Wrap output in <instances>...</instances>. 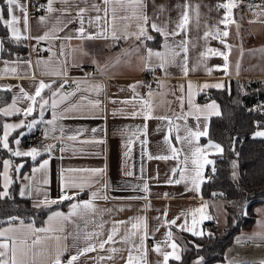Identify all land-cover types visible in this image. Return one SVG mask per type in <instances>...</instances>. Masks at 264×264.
I'll return each instance as SVG.
<instances>
[{"label": "snow or ice", "instance_id": "1", "mask_svg": "<svg viewBox=\"0 0 264 264\" xmlns=\"http://www.w3.org/2000/svg\"><path fill=\"white\" fill-rule=\"evenodd\" d=\"M5 7H0V24L10 32V38L13 42L19 43L21 40H36L37 43L41 41L52 42L60 40L63 43L60 45L59 52L54 51L51 46L43 51L51 53L49 59H43L37 55L35 66L40 68L41 76H49L59 78L60 83L58 87H53L57 84V79H52L46 82L44 79L36 80V73L32 71V59H16L14 61H3L5 67L2 75H15L19 76L18 71L21 64L25 65L28 69L24 73L30 76L34 81V92L29 93L23 87H20V94L13 99L12 103L5 107H0V115L4 117H11L15 115H23L25 118L32 116L34 112L39 109V119H33L27 125L24 120L19 123H4L3 135L0 136V146L6 149L12 157H31L33 161L40 156L41 150L38 148H31L30 150H21L19 148L20 140L15 139L14 143L17 146L15 149L10 147L9 136L17 129L27 127L29 130L35 128L40 123H45L50 127L45 131L47 138L50 133H55L58 128V121L70 118H95L90 112H85V109H100L102 101L98 98L106 88L103 81H96L89 79L95 75L105 77L109 75V69L114 68L120 64H124L134 71L148 72L155 76L157 70H160L162 76L155 77L156 87L159 91L154 90L152 84L145 83L141 80H136L134 83L128 85V88L134 94L130 99L119 101L124 106H131L134 110L130 113L131 116H142L145 121L150 119H159L166 121L168 125V136L165 142L169 145L171 156H157L152 157L149 155L148 159H178L179 152L175 146L172 145V134L175 132V140L180 141L182 144L188 146L191 156L185 155L184 159L180 161L184 167L182 169L174 168L173 175L180 171L179 179L169 180V183L179 184L181 182L191 180L192 188L199 192L200 185L204 183V169L207 165H213L212 171L215 172V161L208 159V155L214 150L217 154L224 153V147L217 142L208 140L205 146L199 144L201 137L209 136L208 125L212 117H223L224 113L221 111V106L212 100L210 103L200 105L194 102L196 96L195 88L199 87L201 91L205 89H223L224 83H204L202 85H194L191 81L187 83V91L185 85H179V91L182 95L177 96L176 100L179 102L181 112L179 114L173 113L169 115H154L156 108L161 106L170 105L171 101L166 99L167 95H175V92H166L164 89L168 88L166 78L171 75L169 69L171 67L180 68L182 74L187 77L190 71H196L201 65H204L205 71L211 75L214 70L223 71L229 74V53L231 52V45L226 44L225 38L229 36V26L235 25L239 31L240 24L234 17V9L240 7L243 0H223L217 3L214 9L209 8V11L215 10L219 12L224 10L221 18L216 24H210L205 14L201 12V3H193V0H184L182 4H177L175 7L178 9V16L172 19L168 7L164 3H156V0H45L44 3L39 5V10L44 14L38 17L41 25L45 26L47 30L41 35L32 36L29 26V13L28 7L22 0H3ZM59 5V7H57ZM154 10V15H149V6ZM256 8L259 11L254 13L257 16H264V4L249 5V8ZM17 12L22 15H18ZM7 13V17L5 16ZM163 16L164 19H160ZM155 17V18H154ZM21 20H23L24 31L20 28ZM159 21V22H158ZM256 21H250L255 23ZM264 23V21H260ZM72 25H76L75 28ZM220 25H223L221 29ZM201 27L204 28L203 39L205 42L208 39H218L221 44L225 45L227 51H220L213 48H207L200 52L199 59L191 69L189 68V52L190 48H195L196 41L192 38L191 32L193 30L199 32ZM27 32L28 34H24ZM64 33V35H60ZM162 37V42L159 48L147 46V41H155L156 35ZM179 37V39H177ZM7 37L0 38V53L5 51L4 40ZM79 41L76 46L72 45V41ZM129 40L138 42L130 45L128 48L121 50L114 58H109L101 64L84 46L85 42L89 41H105L109 42L106 46L114 47L119 45L121 41L127 42ZM143 48V51L141 49ZM36 50V49H34ZM209 54L222 57L224 64L217 66L215 69L208 68L205 60ZM90 57V62L96 65V73H86L85 77L80 80H75V88L71 92H64L65 85L68 84V68L81 67L83 58ZM126 58V59H123ZM132 57L136 58L133 62ZM240 65L236 64V72L239 74ZM146 88L145 96H141L137 89ZM6 90H11L10 88ZM45 90H50V96L45 98L43 93ZM186 91V95H184ZM78 93L95 94L96 99H90L89 95H80L79 100L73 101L72 98L76 97ZM159 97V104L155 101ZM24 99L29 101V105L25 109L17 106L19 100ZM185 100H187L188 111H183L185 107ZM51 102L52 118L44 120V110ZM115 104L118 101L111 100ZM237 103L239 101H236ZM139 104V110L136 105ZM66 105V106H64ZM63 106V107H62ZM61 108L57 112L56 109ZM256 111H264V105H260ZM252 111V109H249ZM114 116L118 114H125L124 108L115 109L112 113ZM189 117H193L196 125L195 128L187 124ZM174 121H183V125L175 123ZM203 121V125H201ZM256 130L252 133L253 138H264V122H255ZM183 128L184 135L181 136L180 132ZM143 130L146 134L147 123L144 124ZM93 132L96 129L92 130ZM60 139L63 138L64 128L59 127ZM132 135H136L133 133ZM54 139L57 137L53 136ZM69 140H76V135L68 136ZM103 143L104 141H98ZM142 143H146L142 142ZM235 138H233V144ZM56 146L48 144L45 146L44 151L51 153ZM64 149L62 148L61 151ZM235 151V148H232ZM239 156V153H235ZM125 155H128L126 152ZM189 160L192 165V174L186 176L185 172L188 171ZM231 177L233 181H239V164L237 161L232 162ZM23 165H14L11 159L3 160V172L0 176L3 177V190L0 191V200L11 199L9 188L14 182L10 171L19 168ZM49 168V160H44L38 167L33 168V173L44 172L47 176ZM68 173V175H65ZM106 173L105 168H69L61 170V195L54 200L48 198L45 194L43 200L34 204V207L50 206L52 204L63 203L70 201V210L67 213L54 212L48 217L47 226L36 227L33 223L25 224L19 217H9L8 226L0 228V264H79L81 257L88 258L89 253L97 252L98 250H105L106 245H115L122 243L127 245L126 249L117 248L115 246L109 247L107 250L110 253L108 256H99L97 264L116 259V254L122 251H127V256L120 258L125 261V264H150L148 260L149 248L146 244L149 238L148 223L146 217L132 218L129 221H114L109 233L104 239V224L97 225L99 231H88V225L93 223V217L100 214V210L95 201L104 199L107 200L108 196L101 195V191H92L91 199L78 200L80 193L86 188H92L95 184L100 183V178H103ZM80 174V175H77ZM87 174V175H83ZM132 175L131 172L127 173ZM25 179H34V177H25ZM42 183L47 185L49 180L45 178ZM29 185H25V189ZM108 184L101 185V190L105 191ZM37 192L41 191L40 187H36ZM74 190V191H73ZM144 190H148L147 184L144 185ZM20 196H25L26 191H21ZM213 195L223 196L224 193H213ZM30 198V196H29ZM234 207L238 208L240 215L247 216V211L243 203L237 201H229ZM209 205L205 202L201 207L190 211L191 224H189L187 217L184 218L183 223L177 224V221L184 216H177L171 221H165L169 226L166 233V238L162 242H158L151 249L156 253L160 260L156 264H169L170 260L182 261L181 246L176 242L171 226L178 227L181 231L189 232L194 237H203L206 234L211 236V233H205L198 228V225L204 220H213L214 217L207 214ZM264 211V210H258ZM199 214V219L197 215ZM82 221L84 229L80 227ZM219 222V221H217ZM123 235H121V227L128 225ZM227 223V216L225 217ZM73 226L72 231L67 230V225ZM259 230H254L252 234L241 233L240 236L235 238L236 245L245 246L249 244H256L258 247L264 246V220L259 221L257 224ZM158 230V229H157ZM81 231L83 235L81 236ZM120 237L117 241L116 237ZM138 237V242H137ZM72 239L73 243L69 246L66 241ZM84 242V246H80V241ZM95 241V242H93ZM199 249L200 245H195ZM71 248H75V254H72ZM170 249V251L166 250ZM68 254V259L65 261L63 257ZM193 264H204V257H198ZM227 264H264V258L253 261H245L243 258L232 257L227 260Z\"/></svg>", "mask_w": 264, "mask_h": 264}, {"label": "crops", "instance_id": "2", "mask_svg": "<svg viewBox=\"0 0 264 264\" xmlns=\"http://www.w3.org/2000/svg\"><path fill=\"white\" fill-rule=\"evenodd\" d=\"M31 0H22L28 7ZM45 2V0H43ZM184 0H156V3H164L172 19H176L178 16V9H176L177 4H182ZM223 2V0H193V3H201V12L205 14L210 24H216V22L223 15L224 10L219 12L212 10L217 3ZM264 4V0H257L255 5ZM5 4L3 0H0V7ZM6 6V5H5ZM59 7V5H57ZM149 15H154V10L149 6ZM259 10L256 8L249 9L246 13H243L240 8L234 9V17L240 24L239 31H237L235 25H230L229 36L225 38L226 44L231 45V52L229 53V74H225L223 71L214 70L211 75L205 71L204 65H201L196 71H190L189 75L185 77L180 68L171 67L169 72L170 76L166 78L168 88L163 91L175 92V95H167L166 99L171 101L170 105L157 107L154 115H169L172 116L173 113L179 114L181 109L179 107V102L176 100L177 96L182 95L179 91V85L184 84L185 90L187 91V83L191 81L194 85H202L204 83H224L225 87L228 86L229 81L232 78H260L264 79V16H257L254 13ZM18 15H22L17 12ZM44 14L43 12H31L29 13V26L31 29V35L37 36L43 34L45 26L41 25L38 21V17ZM6 18L7 13H5ZM155 18V17H154ZM160 19H164L163 16ZM250 21H256L255 23H250ZM159 22V21H158ZM73 28L76 25H72ZM223 29V25H220ZM20 28L22 32L24 31L23 20H21ZM204 28L201 27L200 31L197 32L193 30L191 32L192 38L196 41V47L190 48L189 52V68L191 69L196 65L200 52L206 50L207 48H213L220 51H227L225 45L221 44L218 39L209 38L207 42L199 37L203 36ZM24 34H28L25 32ZM156 35L155 33H152ZM9 40L5 41V51L0 53V73L3 72L5 67L3 61H14L18 58L20 59H32L33 67L32 71L36 73V80L44 79L46 82L52 79H57V84L53 87H58L60 83L59 78L41 76L40 68L35 66V61L37 55L43 59H49L51 56L50 52L35 53L32 57L27 54L18 57L17 54L21 51H25L28 47H37L39 43L46 45V48L51 46L54 51L59 52L60 45L63 43L60 40L46 42L41 41L37 43L36 40H21L19 43H15L10 38V32H8ZM64 35V33H60ZM157 36V35H156ZM0 38L3 36L0 35ZM179 39V37H177ZM152 41H147L146 44L149 47L159 48L160 44L151 43ZM160 42H162V37ZM80 42L72 41V45L76 46ZM109 42L105 41H89L85 42V47L91 54V57H95L101 64L109 60V58H114L117 54L121 53V50L128 48L130 45H134L138 42L129 40L127 42L121 41L119 45L114 47L106 46ZM143 51V48L141 49ZM126 59L122 57V60ZM133 62H136V58L132 57ZM239 63L240 70L239 74L236 72V64ZM205 64L208 68L215 69L217 66H222L224 60L222 57L209 54L205 60ZM86 67H90L87 70ZM18 71L19 76L15 75H2L0 74V107L8 106L12 103L13 99L20 94V87H23L25 91L29 93L34 92V81L30 76L24 75L28 71L27 67L23 64L20 65ZM109 75L101 77L100 75H95L89 77L96 81H103L106 85L105 91L98 97L102 103L100 109H85V112H90L95 118H70L58 121V128L55 133H50L48 135V144H54L56 147L49 154L44 150L41 151V155L37 157L35 161L31 157H12L11 154L2 148V153L0 154V172H3V160L11 159L14 165H23L16 171L13 168L10 171L13 181H17L19 191H26V196H30L32 201L36 204L43 200L44 195L47 194L48 198L51 200L57 199L61 195V170L69 168H105L106 173L103 178H100V183L95 184L92 188L84 189L78 200H88L91 199L92 191H101V195H107L108 199H100L95 201L100 214L93 217V223L88 225V231H99L97 225L100 223L104 224V236L100 239H104L105 236L111 230L114 221H129L131 223L132 218L135 217H146L148 223V232L150 242L146 241L149 248L148 260L150 264H156L158 260L161 259L156 253L152 252L151 249L158 242H162L166 238V233L169 230V226L165 221H171L177 216H181V219L177 221V224L183 223L185 217H187L189 224H191L190 211L201 207L205 202L208 203L209 207L206 210L208 215L214 217V220L218 224H222L226 217V207L225 200L217 195L206 196L202 191L203 183L200 185L199 192L190 190L192 188L191 180L181 182L179 184L169 183V180L179 179L180 171L178 170L175 175H173L172 170L174 168L182 169L184 166L180 164V161L184 159L185 155L191 156L189 148L187 145L182 144L180 141L175 140V132L172 134V145L175 146L179 152L178 159H148L149 155L152 157L157 156H171V151L169 145L165 142L168 136V125L166 121H161L159 119H150L145 121L142 116L133 117L130 113L134 110L131 106H124L119 103V101L124 99H130L134 95L132 91L128 88V85L134 83L136 80L144 81L145 83L152 84L153 89L157 90L156 79L150 81L149 78H144L148 72H138L134 71L132 68L127 67L123 63L110 68ZM96 65L90 62V57L83 58V63L81 67H69L68 68V84L65 85L63 89L64 92H71L75 88L73 81L80 80L85 77L86 73H96ZM160 78L165 79L160 71ZM224 87V88H225ZM10 88L11 90H6ZM215 89V88H212ZM211 89H205L201 91L199 87L195 88L194 91L197 93L194 97V102L200 105L210 103L215 100L219 105L220 102L211 96H208ZM141 96H145L147 89L139 88L137 89ZM186 91L184 95H186ZM5 93L9 94L6 100H3ZM45 98L50 96V90H45L43 93ZM80 95H89L90 99H96L95 94L88 93H78L76 97L72 100H79ZM202 95H206L202 99ZM116 100L117 103L113 104L110 101ZM262 101L263 100H257ZM29 101L21 99L18 101L17 106L21 109L27 108ZM156 104H159V97H157ZM264 104V102H263ZM66 106V105H64ZM221 106V105H220ZM63 107V106H62ZM124 108L125 114L113 115L115 109ZM139 110V104L136 105V109ZM187 100H185V107L183 111H188ZM52 107L51 102L45 107L44 119L50 120L52 118ZM57 112L61 111V108L56 109ZM39 109L25 118L23 115H15L11 117H4L0 115V136L3 135V124L4 123H19L20 120H24L25 125H27L31 120L39 119L38 115ZM175 123H180L183 125V121H174ZM147 123V132L145 134L143 130L144 124ZM187 124L195 128L196 122L193 117H189ZM203 125V121H201ZM64 128L63 138L60 139L59 127ZM50 126L46 124V130ZM210 127V122L208 129ZM35 128L29 130L27 127L17 129L9 136L10 147L15 149L17 146L14 143L15 139L20 140L19 148L21 150H30L25 145V137L34 130ZM96 129L95 132L92 130ZM136 133V135H132ZM76 135V140H69L67 137ZM180 135H184L183 128L181 129ZM53 136L57 137L56 139ZM104 141L99 143L98 141ZM209 138L201 137L199 144L205 146ZM214 142H217L211 139ZM146 143H142L145 142ZM219 143V142H217ZM2 147V146H1ZM64 149L61 151V149ZM128 155H125V153ZM217 154L214 150L208 155V159L213 160V155ZM49 160V168L47 176L44 172L33 173L32 169L39 166L44 160ZM215 167V165H214ZM213 165H207L204 169V177L207 180V173ZM131 172L132 175L127 173ZM192 174V165L189 160L188 171L185 172L186 176ZM68 175V173H65ZM80 175V174H77ZM87 175V174H83ZM25 177H34V179H25ZM47 178L49 183L44 185L42 181ZM13 182V183H14ZM11 184L9 192L13 185ZM104 183L108 184V188L105 191L101 190V185ZM147 184L148 190H144V185ZM25 185H29V188L25 189ZM40 187L41 191L37 192L36 187ZM3 190V177L0 176V191ZM74 191V190H73ZM70 201L66 203L65 208H58L49 212L44 222L41 225L35 224L31 220L22 219L25 224L33 223L36 227L47 226L48 217L54 212H64L67 213L70 210ZM256 219L248 227H244L238 234H236L231 242L227 245L224 251V257L222 259H217L211 261L209 264H227V260L232 257L243 258L245 261H253L264 258V246L258 247L256 244H249L245 246H239L235 243V238L240 236L241 233L252 234L254 230H259L257 224L259 221L264 220V203L256 206ZM199 219V214L197 215ZM198 225V228L202 231L205 230V222ZM80 227L83 230L84 224L82 221H78ZM128 225L121 227V235H123L128 227ZM8 226V222L0 225V228ZM158 229V230H157ZM67 230L72 231L73 226L71 224L67 225ZM171 230L174 234L176 242L184 248V242L181 238V231L176 226H171ZM83 231H81V236ZM117 241L120 237H116ZM95 242V241H93ZM138 242V237H137ZM66 243L71 246L73 241L69 238ZM80 246H84V242L80 241ZM115 246L117 248L126 249L128 246L122 243H116L115 245H106L105 250H98L97 252L89 253L88 258L81 257L79 264H97L99 256H108V248ZM72 254H75L76 249H70ZM170 251V249H166ZM182 254V253H181ZM127 256V251H122L116 254V259L113 261H103L100 264H125V261L120 257ZM198 257L195 258V260ZM63 259L66 261L68 259V254L66 253ZM194 260V261H195Z\"/></svg>", "mask_w": 264, "mask_h": 264}, {"label": "trees", "instance_id": "3", "mask_svg": "<svg viewBox=\"0 0 264 264\" xmlns=\"http://www.w3.org/2000/svg\"><path fill=\"white\" fill-rule=\"evenodd\" d=\"M3 7L6 8L4 5ZM0 35L9 40L8 31L0 24ZM160 36L151 43L159 45ZM208 96L216 98L221 105L223 117H212L209 136L207 138L219 142L224 147V153L213 155L215 169L212 176L203 183L202 191L206 196L213 193H224L227 223L218 224L214 219L205 222V235L194 237L189 232H182L184 242L182 261L170 260L169 264H193L196 257H204V264L222 259L227 245L244 227L250 226L256 219V206L264 203V138H253L256 130L255 122H264V112L253 109L257 100L264 102V79L232 78L227 87L211 89ZM9 97L5 93L3 100ZM206 95H202L204 99ZM236 101H239L238 103ZM252 109V111H249ZM233 138L235 143L233 144ZM235 148V151L232 148ZM235 153H239L237 157ZM239 164V181L231 177L232 162ZM17 181L13 183L11 199L0 200V225L8 222L9 217L31 220L41 225L46 215L52 210L65 208L68 201L50 206L34 207L29 196H20ZM229 201L243 203L247 216L240 215ZM201 247L197 249L195 245Z\"/></svg>", "mask_w": 264, "mask_h": 264}, {"label": "built area", "instance_id": "4", "mask_svg": "<svg viewBox=\"0 0 264 264\" xmlns=\"http://www.w3.org/2000/svg\"><path fill=\"white\" fill-rule=\"evenodd\" d=\"M257 0H243V3L240 4V10L243 13H246L250 8L249 5H255ZM44 3L43 0H31L29 5H28V13L31 12H43L42 10H39V5ZM36 49V50H34ZM43 49H46V45L43 43H39L36 48L30 46L28 47L25 51H21L17 54L18 57H21L25 54H27L29 57H32L35 53H44L46 51H43ZM87 70H90V67H86ZM144 78H149L150 81H154L155 77H160V70H157L155 73V76L151 73H147V75L143 76ZM260 105H264L262 101H255L252 105L253 109H257ZM259 112H264V111H259ZM45 120V119H44ZM46 121V120H45ZM45 131H46V124L45 123H40L38 124L35 129L30 132L26 137H25V145L28 148H38L41 151L44 150L45 146L47 145L48 142V137H45ZM2 153V147L0 146V154ZM213 174L212 169H210L207 173V177H211ZM220 195H217L219 197ZM151 239H147V242H150Z\"/></svg>", "mask_w": 264, "mask_h": 264}, {"label": "rangeland", "instance_id": "5", "mask_svg": "<svg viewBox=\"0 0 264 264\" xmlns=\"http://www.w3.org/2000/svg\"><path fill=\"white\" fill-rule=\"evenodd\" d=\"M258 79H260V78H258ZM225 221V220H224ZM223 224V223H222ZM222 224H220V225H222Z\"/></svg>", "mask_w": 264, "mask_h": 264}]
</instances>
